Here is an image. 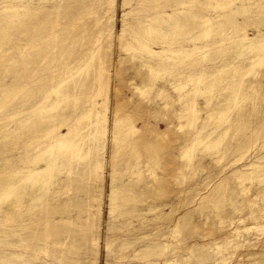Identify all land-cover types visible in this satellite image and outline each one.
I'll use <instances>...</instances> for the list:
<instances>
[{"label": "rangeland", "instance_id": "obj_1", "mask_svg": "<svg viewBox=\"0 0 264 264\" xmlns=\"http://www.w3.org/2000/svg\"><path fill=\"white\" fill-rule=\"evenodd\" d=\"M31 1L39 2L42 5L49 4V0H21L22 4ZM85 1L87 3L94 2L96 7L94 14H88L89 16L85 17L89 30L83 36L79 24L70 34L72 37L77 36L76 45L75 43L74 46L70 44L71 47L67 42L65 48L71 52L70 60L72 61L81 50L94 48L95 36L103 32L102 55L105 60L104 67L108 70L103 79L108 82L105 86L107 91L102 94V97L105 95L107 97V115L110 122L115 117L113 115L115 110L118 115L128 116L134 122L137 129L134 138L138 137L133 146L135 150L133 151L130 147L121 149L113 160L116 165L113 169L110 158L112 144L107 143V137L110 135L108 128L103 139V147L99 150L100 169L98 171L85 170L84 167L91 162V157H87L80 159L79 165H77L78 169L70 174L69 178L67 171L59 172L55 181L58 183L59 180H63V182L53 185L45 194L47 198L50 197L51 199L39 198L35 203L27 206L25 212L28 215L32 214L33 217L35 216L33 214H37V217L28 224L26 233L21 237L5 234L0 236V250L19 254L13 257L8 256L5 264H237L238 261H244V264H252L253 260H256V255H252L250 259L247 258L246 263L245 256L240 255V252L234 253L232 246L229 245L224 247L225 255L221 253L222 261L213 258L211 252L215 245L226 243V237L232 229L243 226V224H255L256 220L253 219L254 215L252 216L253 211L258 215L262 214L261 212L264 213V183L253 180H244L242 183L238 177L244 170L254 171V166L257 165L264 172V64L257 65L254 69L259 72L257 76L253 73L243 76L248 83H256L255 86L259 87V90L254 92L257 95L253 94L254 100L250 99L244 102L243 105L247 108L244 109L242 105L241 114L246 113V115L243 114L241 122L231 127L218 149L212 150L206 148L204 143H197L190 154L191 159H188L190 158L189 155H184L190 141L189 135L195 131L196 127L204 124L202 121L212 117L208 113L209 108L210 111L215 110L217 104L230 95L231 91L221 89L220 92L212 89L211 94L210 92L193 94V99L192 95L182 97L181 93L178 95V92L181 91L170 83L171 76L167 72H163V74H167L168 78L162 73L160 75L148 74L147 68L142 66L140 58L143 55L141 54L142 51L140 49L127 51L125 46L131 33L138 27L137 20L139 21V18H142L146 13L150 15L163 10L174 12L183 1L187 4H183L181 7L187 8L188 11H191V7H193L192 12H198L200 15L203 13L208 15L210 12L209 16H217L219 13L227 12L226 26L221 25L215 28L207 38L198 35L200 34L198 26H195L194 23L190 24L192 22L191 19L189 20L192 18L191 15L183 14L187 16L189 23L180 29V31L183 30L181 31L182 35L168 38L173 44V49L178 47L177 45L186 47L194 46L193 44L200 45L205 40V44L211 42L210 44L213 45L208 52L203 53V56L189 59V62L187 60V62H182L183 68L181 67V70H186L187 73L192 69L195 70L200 66V63L211 65L216 58L224 57L225 46L227 45L220 47V41L224 39L222 33L229 31L230 38H235L245 33L254 36L258 29L263 32L264 2H261L259 6L253 3L255 0L253 2L252 0H205V2H201L204 0H154V2L153 0H133V3L132 0H129L131 1L129 2L130 6H126L124 0H113L110 6L107 0ZM195 1L198 3L196 4ZM210 1H215L212 3V5L215 3L214 9L212 6L210 7ZM226 1L231 3V7H233L229 8L236 12L232 13L228 7H220L221 3ZM189 2L194 3V5ZM241 4H244V7L247 5L249 9L244 10L238 7ZM141 5L157 9L144 13ZM109 6L111 11H109ZM207 8L209 9L207 10ZM234 9H238V12ZM233 18L238 21H236V25L233 23L235 21ZM97 19L100 20L98 25H96ZM170 21H173V18ZM188 31V38L187 36L183 38L184 32ZM14 36L9 44L6 43L0 48V55L2 51L13 48L19 42H25L24 38L27 39L25 35L18 32ZM193 37H197L196 42L192 41ZM220 38L223 39L220 40ZM32 51L34 50L30 48L24 49V51L21 49L19 52L18 50L13 51L2 61L0 64V98L4 90L13 91L28 81V79L26 81L22 79L13 82L11 76L13 71L22 68L24 61L25 63L28 62L29 68L38 66L39 58L35 51ZM21 52L23 53L20 54ZM245 61H241V63L249 64L248 59ZM173 62L178 63L170 60L168 64H172L170 67H174L172 69L176 70ZM164 65L166 66L167 63H162L163 68H165ZM192 65L196 67L193 68ZM155 76L156 78L159 76L157 80ZM85 77H87L88 82V76ZM161 79H164L162 81L165 82L163 83ZM259 80L261 81L259 82ZM225 82L221 83L225 85ZM216 86L220 87V84L216 83L214 87ZM84 87V91L87 92L88 86ZM135 87H145L147 90L141 92ZM162 88L165 89V92H159ZM186 91L184 90L182 94H186ZM166 94L167 96H165ZM177 95L179 98L176 97ZM180 97L182 98L180 99ZM31 99L34 98L31 97ZM31 99L30 101H32ZM191 99L194 102L197 101L196 105L199 111L198 120L194 124L189 120L191 119L189 116L191 115L189 113ZM81 100L83 99H80V103ZM208 101L210 102L209 106ZM8 106L14 107L12 102H9ZM228 113L227 116L232 119L237 112L232 109ZM219 116L221 117V115ZM219 116H215V118H220ZM31 124L32 120L24 124L12 122L9 128L14 129L15 134L6 137L0 135V174L5 170H16L23 165L22 161L27 156L35 155L45 145L46 137L43 136V133L38 135V131H31ZM43 127L45 126L39 125L37 128L39 130ZM151 170L154 171V177L151 176ZM113 173L116 176V182L113 185L120 186V193L117 195L116 202L121 207L112 216L110 196ZM135 178L136 180H134ZM219 186L226 189L228 195L221 199V208H216L211 200L215 198V192ZM241 187H247V190L242 191ZM213 200L215 201V199ZM250 200L251 205L247 204L250 203ZM246 207L247 209H245ZM240 208L241 210H238ZM129 209L134 210L130 212ZM121 213L124 216H121ZM219 213L221 219L218 216ZM263 219L264 215L261 219L264 223ZM246 220L252 221V223ZM239 223L242 224L239 225ZM243 235L255 242L256 246L252 252L263 251L264 253V228L261 231H256V229H252V232L243 231ZM201 252L206 253L203 261L200 260ZM239 255L243 257L241 258ZM257 257L262 260L260 264H264V255L258 254Z\"/></svg>", "mask_w": 264, "mask_h": 264}, {"label": "bare ground", "instance_id": "obj_2", "mask_svg": "<svg viewBox=\"0 0 264 264\" xmlns=\"http://www.w3.org/2000/svg\"><path fill=\"white\" fill-rule=\"evenodd\" d=\"M16 1L17 0H0V17H1L0 48L6 43L9 44L11 39L15 37L14 34L17 32L22 35H25L27 39L24 38L25 42H19L13 48H9L7 50L2 51L0 55V64L2 63V61H4V59L7 58V56L10 53H13V51L18 50L19 52L21 49H23L24 51V49L27 48H30L31 50L33 49L35 51V54L39 58V62L36 68H29L27 66L28 62L26 61L25 63L24 61L21 69L12 72L11 79L13 80V82L21 81L22 79H25V81L28 79V81L22 84L19 88H15V90L13 91L4 90L0 98V135L6 137L11 134H15L14 129L9 128V125L12 122L24 124L27 121L32 120L31 131L34 132L38 131L37 132L38 135L43 133V136L46 137L47 141L45 145L40 149V151H38L35 155L27 156L22 161L23 162L22 166H19L14 171L5 170L2 174H0V236L1 237L4 234L12 237H21L26 233L28 224L37 217V214H33L35 215L33 217L32 214L28 215L25 212L27 206H29L32 203H35V201H37L39 198H44L46 200L51 199L50 197L47 198V195L45 194H47L48 190L51 189L53 185H57L63 182V180H59L58 183L55 181L57 178V174L59 172L64 170L67 171L69 178L70 174L74 173V171L78 169L77 165H79L78 163L80 162V159L87 157H91V162L88 163L86 167H84L85 170L98 171L100 169L101 160L99 157V150L103 147V139L107 134L108 128L110 131V135L107 137L108 139L107 143L109 145L112 144V148L110 150V158L112 160L113 169L116 166L113 160H115L119 151L124 147L127 148L130 147L134 151L135 148L133 146L137 142L136 138H138V137L134 138V136L137 134V129L135 128L134 122L130 119V117L118 115V113L115 112L116 111L115 110L113 112V115H115V117H113L110 122V118L107 115V109H108L107 97L106 95L102 97V94H105L107 91L105 90V86H107V82H108L107 80L103 79L105 77V74L108 72V70L105 69L104 67L105 60H104V56L102 55L101 44L103 42L102 40L103 32H100L97 35L94 34L96 35L94 38L95 42L93 43L94 44L93 46H95L94 48L92 47V49L81 50L75 56V58H73L72 61L70 60V56L72 55L71 52H68L67 48H65V45L67 46V42H69V45L70 44L73 45L78 40L77 36L72 37L70 36V34L74 32V30L77 28L79 24L81 28V34L83 36L86 33V31L89 30L87 26V22H85V17L88 14L91 15L96 12L95 3L94 2L87 3L85 0H49L48 5H42L39 2L35 3L33 1L25 4H22L21 0H19V2ZM108 1L111 6L113 0H107V2ZM124 1H125L124 4L126 6L129 5V2H131L129 0H124ZM201 2H205V0ZM213 2L210 1L209 3L210 7L211 6L213 7V5L215 4L214 3L212 5ZM261 2H264V0H255V2L253 3L260 6ZM181 3H182L181 5L179 3L180 7L178 9H175L176 11L174 12H172L171 10H170L171 12L163 10L162 12L159 13L156 12L150 15H148L146 12L150 10L154 11L157 8H153V7L148 8L145 5H144L145 7L141 5L142 11H145L144 13L146 14H144L142 18H139V21L137 20L138 27L133 31V33H131V36L128 38V41L125 46V50L135 51L136 49L138 50L140 49L142 51L141 54H143L142 56H140L142 60V66L147 68L148 74L156 73L157 75H160L161 73L163 74V72L164 73L167 72V74L171 76L170 83L174 85L177 90L181 91L178 92L179 94L178 93L177 94L180 95L181 93L182 97H185L186 95L187 96L192 95V99H193L194 95L198 93L200 94L204 92H210L211 94L212 89L214 91L219 90L220 92L221 89L224 90L228 89L229 91H231V94L228 95L227 97L223 98L222 96L223 99L220 98L222 99V101H220L219 103L217 102L218 104L215 110L210 111L209 108L208 113L212 117L206 118L204 121H202L204 124L203 125L200 124L201 126L196 127L195 131L192 132L191 135H189L190 141L185 150L186 153L184 156L189 155L190 157L191 156L190 154L197 143H204L206 148H210L212 150L218 149L221 146L225 137L228 135L231 127L234 126L236 123L241 122L244 113L242 112L243 114H241L240 109L242 108L244 102L250 99L254 100L253 94H255L254 92H258L259 87L255 86L256 83L255 84H252L253 82L248 83L247 81L244 80V77L249 73H253L255 76H257L259 72L255 71L254 69L256 68L257 65L264 64V31L262 32L261 29H258L256 33L254 32L255 33L254 36H250L249 34L245 33L243 35L240 34L241 36L235 38L233 37L230 38L229 31L224 32V34L222 33V35H224V39L220 38V40L223 39L222 41H220L221 42L220 47L223 45H227L225 46L224 57L220 56L219 59L216 58L213 64L210 63L211 65L209 64L204 65L203 63H200V66H198L199 65L198 64L197 65L198 67L195 70L192 69V71L190 72L187 71L186 73L185 72L186 70L184 71L181 70L183 64L182 62L203 56V53L205 54L206 52H208V50L212 48L213 45L210 44L211 42L210 43L207 42L205 44L206 42L205 40L203 44L201 42L202 45L193 44L194 46L191 47H186L184 45L183 46L177 45L178 47L173 49L174 48L173 44L169 41L168 38H170L171 36H173V38L175 36L176 37L179 36L181 34V31H183V30L180 31V29L186 23H189L188 21L190 19L192 21L190 24L194 23L195 26H198L200 28L199 31L200 34L198 35L207 38L209 35L212 34V31L215 28H218L221 25H225V20L228 18V13L223 12L221 14L219 13V15L217 16H211V15L209 16V14H211L210 12L208 13V15H204L203 11L201 10L203 14L200 15L198 12L195 11L192 12L193 7L191 6H190L192 8L191 11L190 10L188 11L187 8L185 9L181 7L183 6V4H187L185 3V1ZM190 4L194 5V3H190ZM179 5H175V6L178 7ZM110 6H109V11H111ZM241 6L238 7L244 10L247 8V5L244 7V4L243 5L241 4ZM207 7H209V5ZM220 7L222 8L228 7V9L233 8L231 7V3H229L228 1H226L225 3H221ZM195 8L196 7L194 6V9ZM208 9L209 8H207V10ZM247 9H249V7ZM234 10H237L238 12V9H234ZM230 11L232 10L230 9ZM106 12H108V10H106ZM233 12L236 11H232V13ZM183 14H190L192 18H189L188 20L187 16ZM171 18H173V21H170ZM235 19L233 18V21ZM236 21L237 20L233 22L235 25H236ZM99 22L100 20L97 19L96 25H98ZM228 24H230V22H228ZM188 33L189 31L184 32L183 38H185V36H187L188 38ZM94 35L92 36L94 37ZM196 35L197 33L195 34V36ZM152 36L154 37V39L152 38ZM195 39H197V37L196 38L193 37L192 41L196 42ZM179 41L181 42V40ZM184 41L187 42L186 40ZM217 49L219 48L217 47ZM22 53L23 52H21L20 54ZM245 59H248L249 64L244 65L245 63L244 64L241 63V61H245ZM170 60L178 62V63L173 62L175 63L176 70L172 69L174 67L172 68L170 67V65L172 66V64H168V61ZM201 62H205V61H201ZM162 63L165 64L167 63L166 66L164 65L165 68L162 67ZM167 74L166 75L163 74V75H165L168 78ZM85 76H88L89 78L88 82H87V77ZM158 77L159 76H157V78ZM148 78L150 77L148 76ZM153 80L155 79L153 78ZM162 80L164 79H161V81ZM260 81L261 80H259V82ZM221 82H225V85H223ZM216 83H218V85L220 84V87L218 86L214 87ZM86 85L88 86L87 92L84 91L85 88L84 86ZM148 86L150 87V85ZM135 88L139 89L141 92H145L147 90V88L145 87H135ZM184 90L187 91L186 94L183 95L182 92ZM160 91L165 92V89L162 88L161 90H159V92ZM219 91H218V96H219ZM178 95L176 97L179 98ZM165 96H167V94ZM31 97H33L34 99L32 100ZM182 97H180V99ZM30 99L32 101H30ZM80 99H83L81 100L82 101L81 103H80ZM166 99H168V97H166ZM192 99L190 100L191 102L189 105L190 106L189 113L191 115L189 114L187 115L191 116V119L189 120L192 121V124H194L198 120L197 114L199 113V111L196 105L198 98L196 102H194V100ZM9 102L13 103L14 106L13 108L8 106ZM209 103L210 102L208 101V106ZM245 108L247 107L244 106V109ZM232 109L236 110L237 113L236 116L231 119V117L227 116V114H229L228 112H230ZM219 115H221V117ZM244 115H246V113ZM215 116L216 117L219 116L220 118H215ZM224 117H226V119L224 120L223 123H221ZM39 125H44L45 127L38 130L37 127ZM188 159H191V157ZM125 161L126 159L124 160V163ZM124 163L122 164L124 165ZM84 168L82 169L83 171ZM254 168H253L254 171H251L250 169H248L250 171L248 170L242 171L238 176L240 178L239 180H241L242 183L244 180H253L259 183H264V172H262L261 167L257 165L256 167L254 166ZM150 173L151 176L154 177L153 176L154 171L151 170ZM134 180H136V178ZM115 182H116V176L113 173L112 189L110 196L112 203L111 204L112 216L121 207L116 202L118 199L117 195L118 193H120V186L119 187L114 186L113 184ZM241 190L246 191L247 187H241ZM227 195L228 192L226 191V189L219 186L215 192V198H213L215 199V201L213 199L211 200L214 207L221 208V199ZM253 203L255 204V202ZM247 204L251 205L252 204L251 200L250 203ZM241 208L238 210H241ZM245 209H247V207ZM129 210H131L130 212H133L134 209H129ZM220 213L218 216L221 219ZM261 213L262 214L259 215L255 214L254 211L253 214L250 213L252 214V216L254 215L253 219L256 220V223L254 222L255 224H253L252 221H250L252 224L249 225L243 224V226H238L236 228L233 227L234 229L232 230L230 229L231 231H229L226 237L227 238L226 243H224L223 245L217 244L212 248L211 255L213 256V258L215 257L217 259H220V261H222L221 253L224 254L225 245L227 246L229 245L232 246L234 253L240 252V255H244L245 260L247 258L250 259L252 255H256L255 258L256 260H253L252 264L253 263L260 264L262 260H260V258H258L257 255L258 254L264 255L263 251L252 252V249L255 248L256 244L251 240V238H249L246 235H243V231L252 232V229H256V231L263 230L264 223L262 222L261 219L263 218L264 213L263 212ZM122 215L123 214L121 213V216ZM249 216L247 217L248 219ZM240 224L242 223H239V225ZM230 238L233 239L231 240ZM17 255L19 254H17L16 252H7L0 250V264H5L6 259H8V256L13 257ZM205 255L206 253L201 252L200 260L203 261L205 259ZM243 262L238 261L237 264H242Z\"/></svg>", "mask_w": 264, "mask_h": 264}]
</instances>
